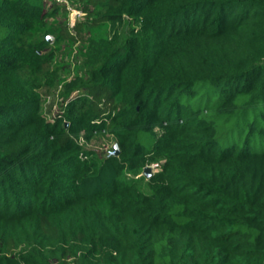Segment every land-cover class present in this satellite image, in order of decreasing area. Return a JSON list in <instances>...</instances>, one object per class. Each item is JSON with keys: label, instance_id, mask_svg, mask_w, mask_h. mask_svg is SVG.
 Here are the masks:
<instances>
[{"label": "trees", "instance_id": "1", "mask_svg": "<svg viewBox=\"0 0 264 264\" xmlns=\"http://www.w3.org/2000/svg\"><path fill=\"white\" fill-rule=\"evenodd\" d=\"M61 1L0 0V264H264V0Z\"/></svg>", "mask_w": 264, "mask_h": 264}, {"label": "rangeland", "instance_id": "2", "mask_svg": "<svg viewBox=\"0 0 264 264\" xmlns=\"http://www.w3.org/2000/svg\"><path fill=\"white\" fill-rule=\"evenodd\" d=\"M61 0H45L44 4L46 10L49 13L54 12V16L49 19V23H51L54 28H58L62 25H69V28L72 30L75 24L84 17L82 11L69 6L67 8L68 12L63 11L62 9H54L53 4L61 3ZM50 37L49 47L46 49L47 52H53V45L59 47V51L56 53V58L54 60L58 61L62 66L68 68L69 73L64 75L68 80H71L74 77L73 66L77 63L78 58L75 52L76 49H79L81 46L80 41H76V43L69 48L67 43H57V40L53 34H49L47 38ZM70 52L72 54L70 55ZM66 74V73H65ZM60 87L57 89H50L48 87L42 90V104H41V112L46 118L49 120H53L58 113H61L62 105L64 101L60 99L59 96ZM81 145L86 150H93L96 156L103 158L107 153L113 152L114 140L111 136L105 133H96L92 134V137L87 139L85 133H82L80 137L77 138ZM133 176L126 174L125 180L131 179ZM100 189V183L90 184L85 188V192L87 194H91Z\"/></svg>", "mask_w": 264, "mask_h": 264}, {"label": "water", "instance_id": "3", "mask_svg": "<svg viewBox=\"0 0 264 264\" xmlns=\"http://www.w3.org/2000/svg\"><path fill=\"white\" fill-rule=\"evenodd\" d=\"M50 41V37L47 38ZM120 153L119 146L115 145L114 151L111 153L114 156H118ZM144 174L147 178H149L153 174V169L151 167H146L144 169Z\"/></svg>", "mask_w": 264, "mask_h": 264}, {"label": "built area", "instance_id": "4", "mask_svg": "<svg viewBox=\"0 0 264 264\" xmlns=\"http://www.w3.org/2000/svg\"><path fill=\"white\" fill-rule=\"evenodd\" d=\"M151 167L153 171H158L160 169V164H153Z\"/></svg>", "mask_w": 264, "mask_h": 264}]
</instances>
